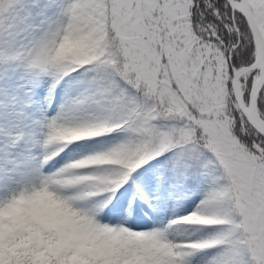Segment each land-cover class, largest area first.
Masks as SVG:
<instances>
[{
	"label": "snow or ice",
	"instance_id": "6c2138e0",
	"mask_svg": "<svg viewBox=\"0 0 264 264\" xmlns=\"http://www.w3.org/2000/svg\"><path fill=\"white\" fill-rule=\"evenodd\" d=\"M0 140L89 264H264V0H0Z\"/></svg>",
	"mask_w": 264,
	"mask_h": 264
},
{
	"label": "clouds",
	"instance_id": "9594fccd",
	"mask_svg": "<svg viewBox=\"0 0 264 264\" xmlns=\"http://www.w3.org/2000/svg\"><path fill=\"white\" fill-rule=\"evenodd\" d=\"M0 264H89L106 222L50 186L0 196Z\"/></svg>",
	"mask_w": 264,
	"mask_h": 264
},
{
	"label": "rangeland",
	"instance_id": "374dc122",
	"mask_svg": "<svg viewBox=\"0 0 264 264\" xmlns=\"http://www.w3.org/2000/svg\"><path fill=\"white\" fill-rule=\"evenodd\" d=\"M3 142L4 141L0 140V143H3ZM22 151L23 152H28V151L35 152V151H38V148H34L30 144H28L22 149ZM2 192H3V189H0V194H2Z\"/></svg>",
	"mask_w": 264,
	"mask_h": 264
}]
</instances>
